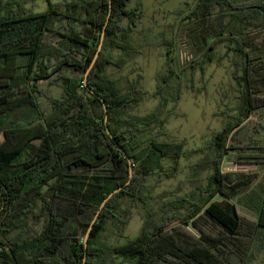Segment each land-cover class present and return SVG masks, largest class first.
Segmentation results:
<instances>
[{
    "label": "trees",
    "instance_id": "trees-1",
    "mask_svg": "<svg viewBox=\"0 0 264 264\" xmlns=\"http://www.w3.org/2000/svg\"><path fill=\"white\" fill-rule=\"evenodd\" d=\"M27 1L0 0V242L11 250L0 247V264H16L13 256L18 264H83L85 235L105 198L120 187L123 190L106 204L91 232L85 264H106L109 258L113 264H235L230 258L236 247L206 234L190 242L185 238L188 234L171 227L176 223L194 226L206 217L233 245L242 237L237 207L225 198L233 199L244 191L250 178L235 182L230 174L222 173L221 164L227 143L252 113L248 69L263 59L264 45L260 42L255 47L247 31L264 28V0L186 3L189 21L215 24L213 41L208 42L210 34L203 36L208 46L203 57L208 63L218 43H229V49L242 57L244 74L235 76L243 88L241 103L238 112L226 115L225 128L210 143L214 174L209 184L149 208L140 234L118 246L105 244L102 237L110 223L120 230L128 224L130 211L122 214L119 200L128 198L132 207L148 205L144 181L163 172L165 155L185 153L182 144L165 137V122L156 113L129 114L146 95L140 82L124 88L107 75L108 68L121 69L137 55L128 39L142 13L138 8L128 9L131 0H112L111 6L109 0L57 4L46 0L44 13H29ZM104 29L102 51L88 78L89 90L83 78L81 82L67 79L66 97L55 102L52 113L26 122L10 119L24 106L39 109V81L65 68L85 75ZM54 39L60 44L50 52L49 41ZM116 50L122 52L117 59ZM55 59L59 61L50 71ZM173 77L177 75L170 71L162 82ZM120 148L133 164L129 184V163ZM218 196L223 200L216 201ZM255 230L264 234V199Z\"/></svg>",
    "mask_w": 264,
    "mask_h": 264
},
{
    "label": "rangeland",
    "instance_id": "rangeland-1",
    "mask_svg": "<svg viewBox=\"0 0 264 264\" xmlns=\"http://www.w3.org/2000/svg\"><path fill=\"white\" fill-rule=\"evenodd\" d=\"M51 1L57 4L66 0ZM240 1L251 3L258 0ZM187 2L194 5V0H131L128 9L138 8L142 13L128 39L137 55H131L121 69L113 66L107 69V75L121 87L140 82L146 95L129 114L145 117L156 113L165 122V137L182 144L185 152L183 156L165 155L163 172L144 181L143 191L148 205L139 203L132 207L128 198L119 200L120 212L125 214V211H130L129 221L123 230L109 224L102 241L110 246L123 245L135 239L142 230L149 208L191 195L193 191L209 184V178L214 174L210 143L225 128L226 115L239 110L243 88L235 76L244 74V61L229 49L230 44L227 42L214 45L213 61H206L203 54L208 46L203 36L210 34L208 42L211 43L212 38L216 37L215 24L189 21ZM47 9L46 0H28L26 3L29 13H44ZM122 25L126 27L127 21L124 20ZM247 34L255 47L260 42L264 45L263 27L250 28ZM49 43L50 52H54V48L60 44L58 39L50 40ZM262 50L263 59L252 63L248 69L249 74H252V113L227 143L228 152L221 164L222 173L230 174L235 182L250 178L244 191L233 199L225 198L236 205L242 219L241 239L234 241L236 245H233L225 233L206 217L198 219L194 226L176 223L171 227L177 228L181 234H188L189 237L186 235L185 238H189L190 242L206 234L236 247L230 258V262L235 264H264V234L255 230L258 211L264 199V102L258 101L259 97L264 98V47ZM121 55L120 50L113 53L116 59ZM54 61L50 71L59 59ZM170 71L177 77L163 83L162 78H167ZM84 77L77 71L65 68L52 78L39 81V109L24 106L11 114L10 119L26 122L40 115H49L55 109V102L66 97L65 80L81 82ZM215 200L222 201L223 198L218 196ZM113 262L114 259L109 258L106 264Z\"/></svg>",
    "mask_w": 264,
    "mask_h": 264
},
{
    "label": "water",
    "instance_id": "water-1",
    "mask_svg": "<svg viewBox=\"0 0 264 264\" xmlns=\"http://www.w3.org/2000/svg\"><path fill=\"white\" fill-rule=\"evenodd\" d=\"M109 1H110V6H111L112 0H109ZM109 17L110 16H108V20H109ZM107 23H108V21H107ZM104 38H105V29H104V31H103V33L101 35V41H100V44L98 46V50H97V52L95 54V57H94L93 61L91 62L90 66H89V68H88V70H87V72L85 74V77H84V82L83 83H84L85 88L88 89V90H89L88 77H89L90 72L94 68V66H95V64H96V62H97V60H98V58L100 56V53H101L102 47H103V43H104ZM98 98L100 100H102L101 97H98ZM103 104H104V108H105V124H106V127H107V132H108L109 135H111V132H110V130L108 128V110H107L106 104L104 102H103ZM120 151L124 154L125 158L128 160V163H129V176H130V179L128 181V184H129L131 182V177L133 175V164H132V161H131L129 155L125 152V150L120 148ZM122 190H123V188L120 187V188L116 189L114 192H112L108 197H106L105 200L103 201V203L101 204V206L99 208V211L96 213V215H95V217H94V219H93V221H92V223H91V225H90V227H89V229H88V231H87V233L85 235V238H84L85 257H84V260H83V264H85L86 261H87L88 240H89L91 232L94 229V226H95V224H96V222H97V220H98V218L100 216L101 211L105 208L106 204L113 197H115L117 194H119ZM0 247L4 248V249H7L9 252H11L10 248L6 247L1 242H0ZM13 259H14L15 263L18 264L14 256H13Z\"/></svg>",
    "mask_w": 264,
    "mask_h": 264
}]
</instances>
